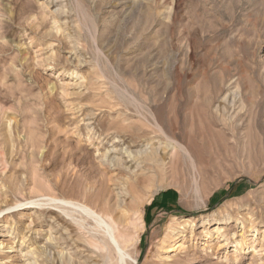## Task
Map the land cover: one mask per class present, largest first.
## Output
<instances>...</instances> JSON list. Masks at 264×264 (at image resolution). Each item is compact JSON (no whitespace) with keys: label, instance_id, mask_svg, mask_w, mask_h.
Instances as JSON below:
<instances>
[{"label":"rangeland","instance_id":"rangeland-1","mask_svg":"<svg viewBox=\"0 0 264 264\" xmlns=\"http://www.w3.org/2000/svg\"><path fill=\"white\" fill-rule=\"evenodd\" d=\"M168 137L203 177L133 187ZM0 152V264H120L74 200L127 264H264V0H0Z\"/></svg>","mask_w":264,"mask_h":264},{"label":"bare ground","instance_id":"bare-ground-1","mask_svg":"<svg viewBox=\"0 0 264 264\" xmlns=\"http://www.w3.org/2000/svg\"><path fill=\"white\" fill-rule=\"evenodd\" d=\"M161 132H163V130H160ZM169 138V137H168ZM169 139H171V143L172 144H174L173 145V147H171V146H168L167 148H166V150H168V151H165V152H161L162 151V149H161V147H157L156 149L155 148H153L149 153L147 152V153H140V155H138L139 153H134L131 149H127V150H125V152H123V153H125V154H127L128 156V158H129V161L127 160V161H124V163L125 164H128L129 162L130 163H132L133 164V166L130 168V166H123V167H125L128 171H130V174H132V176L134 175H136V178L135 179H133V182H134V186L133 187H138V188H141L142 186H144L146 183H148V182H150V181H152L151 179L154 177L155 178V176H157V175H160V174H162V173H171V174H174V175H176V174H178V175H180V173H181V169H184V164H185V161L186 162H188V164H189V168L194 172V173H201L202 174V171H201V169H199V167L200 166H198V162L196 163L193 159L194 158H192V156H191V154H190V152H191V150L192 149H190L191 147H189V146H191V145H183V144H180V142L179 141H176V140H174L173 138H169ZM192 140V139H191ZM137 141H132V144H137L136 143ZM195 142V141H194ZM121 144V143H124V142H122V141H119V140H117V141H115V144ZM132 144H129V146L128 147H131L132 148V146H134V145H132ZM171 144V145H172ZM188 144V143H187ZM194 147H196V146H194ZM193 148V147H192ZM165 149V148H164ZM178 150V153H170L171 152V150ZM194 149V148H193ZM195 149H199V147L198 148H195ZM194 149V150H195ZM115 152H117V151H110V153H115ZM173 152V151H172ZM177 152V151H176ZM120 154V153H119ZM194 154V153H193ZM2 155V153L0 152V156ZM124 155V154H123ZM195 155V154H194ZM194 155H193V157H194ZM201 156V155H200ZM109 158H112L111 156H108ZM123 157V156H122ZM123 159V158H122ZM202 159V158H201ZM168 160V161H167ZM109 161H110V159H109ZM122 161V162H123ZM202 161V160H201ZM202 162H204V164H205V161L203 160ZM208 165V164H207ZM116 166V165H115ZM202 166V165H201ZM211 166V165H210ZM188 167H186V168H188ZM211 167H213V166H211ZM185 168V170H187ZM219 168V167H218ZM211 169V168H210ZM213 169V168H212ZM139 171H142L141 173L142 174H140V175H138L137 173L139 172ZM201 171V172H200ZM183 172V171H182ZM185 172V171H184ZM191 172V171H190ZM186 173H188V171L186 172ZM186 173H185V175H186ZM192 173V172H191ZM193 173V174H194ZM212 174V173H211ZM181 175H182V173H181ZM180 175V176H181ZM184 175V174H183ZM188 175H189V173H188ZM197 175V174H196ZM209 175V174H208ZM200 176V175H199ZM199 176H197V177H199ZM184 177V176H183ZM188 177V176H187ZM191 177H193V176H191ZM196 177V176H195ZM202 177H203V174H202ZM205 177V176H204ZM213 177V176H212ZM211 177V178H212ZM153 178V179H154ZM214 178V177H213ZM183 179V178H182ZM188 179V178H187ZM186 179V180H187ZM198 179V178H197ZM204 179V178H203ZM184 180V179H183ZM192 180V179H191ZM198 181V180H197ZM196 180H195V192L199 195L201 192H202V188H201V186L199 185V183L197 182ZM202 181V180H201ZM193 182V181H192ZM192 186H193V184H192ZM130 187H132V186H130ZM132 187V188H133ZM193 188V187H192ZM133 193V192H132ZM50 202H56V201H58V200H56V199H50L49 200ZM75 201V200H74ZM74 201L72 202H66L67 204H69V205H71V206H73V207H75L76 208V210H78V213H81V214H83V215H85L86 217H88V219L90 218L91 220H93V221H95V223L103 230V232L102 233H104V235L106 236V238H107V240L109 241V244H111L112 246H113V248L115 249V251L117 252V255H118V258H119V260H120V264H127V261L129 260V259H131V256L127 253V251L125 250V248L126 247H124L122 244H121V242H120V240H119V235L117 234L116 235V233H115V228L112 226V224H110L109 222H107L106 220H105V218L101 215V214H99V212H97L95 209H93V208H91V207H89V206H87V205H84V204H82V203H79V202H76V203H74ZM65 202V201H64ZM25 205H33V206H36V207H38V206H40V204L37 202V201H32V202H29V203H25V204H22V205H20V206H25ZM36 207H34V208H36ZM71 208V207H70ZM66 209V208H65ZM63 210V209H62ZM111 210V209H110ZM66 211V210H65ZM112 211H113V209H112ZM136 211V210H135ZM77 213V214H78ZM112 213H114V211L112 212ZM65 214H66V212H65ZM118 217V216H117ZM83 218V217H82ZM116 218V217H115ZM123 218V217H122ZM83 219H86V218H83ZM89 219V220H90ZM137 219V218H136ZM116 220V219H115ZM133 220V219H132ZM204 220V222L203 223H201L202 225H208V224H210L211 223V221H210V219H207V218H205V219H203ZM229 220V219H228ZM112 221V220H111ZM114 221V220H113ZM112 221V222H113ZM119 221V220H118ZM129 222V221H128ZM202 222V221H201ZM116 223V222H115ZM228 223V222H227ZM32 224V223H31ZM218 224V223H217ZM195 225V224H194ZM31 226V225H30ZM125 227V226H124ZM185 227V226H184ZM183 227V228H184ZM28 229H29V227H27ZM118 228V227H117ZM126 228V227H125ZM183 228H181V227H179V228H177L176 230H175V234H174V236H173V240L171 241V243L173 244L174 242H176L180 237H181V231L183 232L184 231V229ZM135 229H136V227H135ZM134 229V230H135ZM137 229H138V227H137ZM186 229V228H185ZM125 230V229H124ZM133 230V229H132ZM129 231V230H128ZM186 231V230H185ZM28 233H30V232H28ZM133 234V233H132ZM209 234V233H208ZM210 235V234H209ZM208 235V236H209ZM63 236V235H62ZM68 237V236H67ZM205 237V236H204ZM136 238V237H135ZM247 238V237H246ZM64 239H65V237H64ZM71 239V238H70ZM69 239V240H70ZM105 239V238H104ZM23 241L25 240V237L22 239ZM96 241V240H95ZM123 241V240H122ZM246 241V240H245ZM178 242V241H177ZM228 242V241H227ZM227 242H223V244L222 245H220V247H219V249L218 250H222V249H224L225 247H226V245L225 244H228ZM70 243H71V241H70ZM101 243V242H100ZM130 242H128V244H129ZM133 243V242H132ZM13 244V243H12ZM65 244V243H64ZM243 244V243H242ZM170 245V244H169ZM245 245V244H244ZM7 246V245H6ZM3 243H0V250L2 251V250H4V249H6V250H4V251H6L5 252V254H12V253H14L15 251L13 250L14 249V245H10V246H8V247H6ZM99 246V245H98ZM100 246H101V244H100ZM104 246V245H103ZM171 246V245H170ZM45 247V246H44ZM48 247V246H47ZM48 248H50V247H48ZM48 248H30L31 250H30V252H28V254L25 256V257H28L29 258V256H32V255H35L36 253H38V252H42V254L44 255V257H48V258H50L49 260H52L53 262H54V260H55V255L53 254V252H52V250H50V249H48ZM169 248H171V247H169ZM183 247H181V246H177V244L176 245H172V248L171 249H166L165 251H164V253H167V252H176V251H179L180 249H182ZM54 250V249H53ZM184 249H182L181 251H183ZM59 253H61V252H59ZM62 254V253H61ZM41 255V254H40ZM63 256H65V254L63 253L62 254V257ZM101 257V256H100ZM68 258V257H67ZM175 258V257H174ZM173 258V259H174ZM10 259H11V257H10ZM9 258H8V261L10 260ZM168 260V259H167ZM29 261V260H28ZM33 261V260H32ZM12 262H13V260H12ZM170 262H171V259H170ZM8 263H10V262H8ZM30 263V262H29ZM32 263V262H31ZM58 263V262H57ZM7 264V263H6Z\"/></svg>","mask_w":264,"mask_h":264}]
</instances>
